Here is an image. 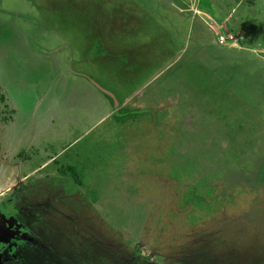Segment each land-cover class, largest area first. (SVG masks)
<instances>
[{
    "label": "rangeland",
    "instance_id": "obj_1",
    "mask_svg": "<svg viewBox=\"0 0 264 264\" xmlns=\"http://www.w3.org/2000/svg\"><path fill=\"white\" fill-rule=\"evenodd\" d=\"M0 264H264V0H0Z\"/></svg>",
    "mask_w": 264,
    "mask_h": 264
},
{
    "label": "trees",
    "instance_id": "obj_2",
    "mask_svg": "<svg viewBox=\"0 0 264 264\" xmlns=\"http://www.w3.org/2000/svg\"><path fill=\"white\" fill-rule=\"evenodd\" d=\"M106 96L113 101V97L107 93H105ZM136 113L137 112H134V111H130L129 109L127 108H121L119 109L118 111L115 112V118L119 121H126L128 119H130V117H134L136 116ZM135 114V115H134Z\"/></svg>",
    "mask_w": 264,
    "mask_h": 264
},
{
    "label": "crops",
    "instance_id": "obj_3",
    "mask_svg": "<svg viewBox=\"0 0 264 264\" xmlns=\"http://www.w3.org/2000/svg\"><path fill=\"white\" fill-rule=\"evenodd\" d=\"M180 7H181V8H180V12H181V13H185V12H193V11H194L195 13L198 12L197 9H194V8H193L192 2L182 1ZM183 7H185V8H183ZM213 25H214V24H213ZM214 28H217V27L214 26Z\"/></svg>",
    "mask_w": 264,
    "mask_h": 264
},
{
    "label": "built area",
    "instance_id": "obj_4",
    "mask_svg": "<svg viewBox=\"0 0 264 264\" xmlns=\"http://www.w3.org/2000/svg\"><path fill=\"white\" fill-rule=\"evenodd\" d=\"M234 40H235V38L233 36H229L228 38L226 36H224L223 34H221L219 36V41L222 44H226L228 41H230L231 43H233V42H235Z\"/></svg>",
    "mask_w": 264,
    "mask_h": 264
},
{
    "label": "water",
    "instance_id": "obj_5",
    "mask_svg": "<svg viewBox=\"0 0 264 264\" xmlns=\"http://www.w3.org/2000/svg\"><path fill=\"white\" fill-rule=\"evenodd\" d=\"M99 87L107 94L111 95V96H114L112 92L108 91L107 89H105L104 87L100 86Z\"/></svg>",
    "mask_w": 264,
    "mask_h": 264
}]
</instances>
